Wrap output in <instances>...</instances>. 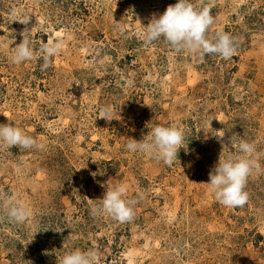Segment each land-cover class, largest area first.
Returning <instances> with one entry per match:
<instances>
[{"label":"rangeland","instance_id":"obj_1","mask_svg":"<svg viewBox=\"0 0 264 264\" xmlns=\"http://www.w3.org/2000/svg\"><path fill=\"white\" fill-rule=\"evenodd\" d=\"M177 2L0 0V124L44 145L0 147V199L30 213L23 223L0 215V264H59L89 249L98 264H264V0H192L216 19L210 38L236 39L228 60L163 38L145 46L152 18ZM25 27L34 50L63 41L44 71L39 57L10 62ZM107 105L111 121L99 116ZM159 125L185 133L171 166L125 147ZM231 140L253 143L262 168L241 208L206 184L220 157L239 155ZM118 183L143 194L133 220L93 217Z\"/></svg>","mask_w":264,"mask_h":264},{"label":"clouds","instance_id":"obj_2","mask_svg":"<svg viewBox=\"0 0 264 264\" xmlns=\"http://www.w3.org/2000/svg\"><path fill=\"white\" fill-rule=\"evenodd\" d=\"M30 17L25 15L17 21L27 26ZM215 23L216 19L208 6L197 8L192 0H178L175 5H169L158 18H152L142 35V40L145 46H151L153 42L163 38L176 52H188L200 57L215 54L228 60L236 51V39L223 31H217L210 38L207 34ZM30 31L25 27L21 32L23 40L14 47L10 62L21 65L39 57L42 60L41 71H44L51 66L52 59L63 50V41L48 40L34 50L27 35ZM112 115L110 105L100 109L101 118L111 121ZM184 141L185 133L181 128L175 125H159L151 128L147 139H131L125 147L131 153L148 154L155 160L171 166ZM231 144L239 155L220 157L218 164L209 173L210 182L206 184L219 204L227 208H241L249 201V193L246 191L249 176L254 171H262V168L253 143L241 140L234 144L231 140ZM12 146H18L20 150L44 147L16 124H0V147L10 149ZM128 193L129 187L124 183L108 187L103 199H100L102 203L92 206L90 214L93 217L107 216L120 223L131 222L135 216V206L143 198V194L129 198ZM29 214V209L13 198L0 199V215L6 216L10 222L23 223ZM59 264H98V253L92 249L74 250L65 254Z\"/></svg>","mask_w":264,"mask_h":264}]
</instances>
